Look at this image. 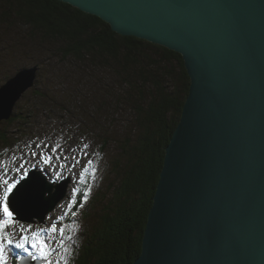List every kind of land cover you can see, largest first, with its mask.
Here are the masks:
<instances>
[{
    "label": "water",
    "instance_id": "obj_1",
    "mask_svg": "<svg viewBox=\"0 0 264 264\" xmlns=\"http://www.w3.org/2000/svg\"><path fill=\"white\" fill-rule=\"evenodd\" d=\"M57 1L178 53L190 80L132 264H264V0ZM36 78L0 85V122ZM21 184L14 221L42 223L66 194L37 169Z\"/></svg>",
    "mask_w": 264,
    "mask_h": 264
},
{
    "label": "trees",
    "instance_id": "obj_2",
    "mask_svg": "<svg viewBox=\"0 0 264 264\" xmlns=\"http://www.w3.org/2000/svg\"><path fill=\"white\" fill-rule=\"evenodd\" d=\"M15 17L23 18L21 20L25 25L33 24V30L28 33L36 43L49 39L60 46L53 50V57L60 55L67 60L71 59L75 65V59L88 60L91 63L89 66L107 69L108 75H114L111 79L123 81L129 86L124 91V96L116 97L113 103L108 102L104 94L102 97L95 94L91 95L93 97H85L81 103L82 108L78 105L72 107L79 103L76 98L72 102L60 99L61 88L56 85L53 90H49L53 94L34 91L42 102L27 116H20L18 119L27 120L30 117L33 122L37 120L41 123L42 111H45V117L49 119L52 111L44 110V98L48 102L55 99L57 102L53 101V109H60L66 114L76 108L86 111L92 107L95 113H109L111 119H116L118 111L115 102L119 101V106H129L132 116L124 127H128L131 122L137 124L131 132L136 139L113 140L112 144L116 148L120 147L122 156L124 153L127 160L125 164L121 158L114 162L119 184H113L111 188L108 200L111 208L107 206L108 211L102 216L98 229L88 233L83 251L80 253L79 249H75L74 255L77 257L75 264H132L140 255L141 241L163 166L165 149L179 123L189 92L190 80L183 59L178 53L146 40L121 36L99 18L57 0H8V6H2L0 11V25L5 24L10 28L14 25ZM2 41L8 42V53L24 51L23 42L9 41L1 33L0 43ZM27 54L24 56L27 57ZM49 60L51 57L41 63H48ZM40 65L42 64L39 63ZM175 67L178 72L174 76ZM58 77L64 78L63 75ZM57 82L60 85L66 83ZM79 82L83 84L80 80ZM146 86L149 87V98L143 90ZM14 122L15 117L6 123ZM18 132L24 135L25 140L37 136L35 132ZM11 137L0 126V148L12 147L10 145L14 142ZM108 140L105 138L100 145L93 146L90 155H102Z\"/></svg>",
    "mask_w": 264,
    "mask_h": 264
},
{
    "label": "rangeland",
    "instance_id": "obj_3",
    "mask_svg": "<svg viewBox=\"0 0 264 264\" xmlns=\"http://www.w3.org/2000/svg\"><path fill=\"white\" fill-rule=\"evenodd\" d=\"M2 6L7 7L8 0H0V11ZM21 19L15 17L13 19L14 25L10 28L5 24L0 25V34L2 33L7 40L23 42L25 46L24 51L8 53V42L2 41L0 43V85L21 68L35 67L38 76L35 80L36 86L34 84V87L16 102L13 110L15 122L7 124L5 121L2 125L0 124L6 129L8 135L12 136L11 139L14 142L13 145H10L12 147L0 148V194L6 187L3 184L4 179L9 182L15 180L18 184L21 179L28 175L27 172L30 169L42 171L47 177V183L52 185L58 186L65 181L67 190L64 198L45 215L42 223L15 221L12 226L8 227L7 231L14 241L21 239L25 234L31 236V232L39 231L40 240L44 241L52 250L49 255L51 264H57V261L59 264H75L77 259L74 255L75 249H79L80 253L83 251L88 233L98 229L103 220L102 216L108 211L107 206L109 205L111 208L108 202L111 197V188L119 184L115 174L114 162L121 158L125 164L127 160L124 153L122 156L120 147L116 148L117 146L112 144L113 140L131 139V141H135V134L131 132L137 126L131 122L128 127H124L126 121L129 122L132 116V110L130 112L129 106L123 104L119 106V101L115 102L118 107L116 119H111L109 113H95L92 107L86 111H80L83 105L81 103L83 98L93 94L98 97H102L104 94L108 102L113 103L116 97L124 96V91L128 90L127 87L129 86L125 85L123 81L111 79L110 77L114 75L113 73L108 75L107 69H96L88 66L91 64L88 60L75 59V65L71 59L65 60L60 55L53 57V50L60 46L49 39H43L40 41L41 44L40 42L36 43L28 33L33 30V24L27 23L25 25ZM24 52L25 54L28 53L27 57H24ZM49 57L51 60L48 63H41ZM39 63L42 65L39 66ZM177 72L178 69L175 67L174 76ZM60 75H63L64 78H59ZM99 78L101 79L98 80ZM79 80L83 83L82 85ZM57 81H66V83L60 85ZM55 85L57 88H61L60 99L72 102L76 98L79 103L72 105V107L78 105L81 108H76L75 111L70 110L66 114L60 109H53L55 99L48 102L44 98V110L52 111L49 119H46L45 111L41 112V123L37 120L33 122L30 117L27 120L18 119L20 116H27L42 102L34 91L39 90L44 94H53L49 90H53ZM143 90L149 98V87L146 86ZM63 91L66 93L64 94ZM154 93L155 91H153ZM19 130L24 133L27 131L35 132L37 136L25 140L24 135L18 132ZM105 138L109 140L104 153L102 155L95 154V157L91 156L93 146L100 145ZM45 157L49 158L47 164L44 162ZM89 161H91L90 164ZM85 168L88 170L85 172L84 181L81 182L80 174ZM74 189H78V191L74 192ZM57 192L54 186L53 195H51L44 209ZM45 196L48 198L49 195L46 193ZM0 218H2V213H0ZM53 224L57 226V229L61 227L65 229L63 244L69 249L67 253L64 252V247L59 245V241L62 239L59 232L50 231ZM29 225H31L30 230L28 229ZM21 229L24 231L22 232ZM26 246L33 255L30 256L28 252L15 248L13 245L7 253L8 264H14L16 260L20 259L21 261L28 256L31 257V261L45 260L38 257L31 244ZM64 256H67V262L62 259ZM42 264H47V261L45 260Z\"/></svg>",
    "mask_w": 264,
    "mask_h": 264
},
{
    "label": "snow or ice",
    "instance_id": "obj_4",
    "mask_svg": "<svg viewBox=\"0 0 264 264\" xmlns=\"http://www.w3.org/2000/svg\"><path fill=\"white\" fill-rule=\"evenodd\" d=\"M33 155H36L33 153ZM44 162L47 164L49 163V158L45 157ZM91 161H89V164ZM87 168L84 169V171L80 174V180L81 182L84 181L85 172H87ZM3 184L6 185L4 187L2 194H0V213H2V218H0V264H8V251L11 250V247L14 245L15 248L23 249L25 252H28L30 256L33 255L32 252H29V249L26 245L31 244V247L35 250V253L38 254L39 258H43L47 261V264H51V261L49 260V255L51 253V249L48 247V245L40 240L39 231L31 232V236L25 234L22 236L21 239L14 241L10 235L8 234V227L12 226L15 221L13 218V211H10L9 205L15 204L18 199L22 198L23 196V189L24 185L21 184L19 188H17V182L13 180L12 182H9L7 179L3 180ZM15 189V191H13ZM74 192H77L78 189H74ZM11 197V198H10ZM28 229H31V225L28 226ZM23 232L24 229H21ZM52 232H59L60 237L62 238L59 241V245L61 247H64L63 244V238L65 237V229L63 227L57 229V226L55 224L52 225V228L50 229ZM68 239H71V237H68ZM69 249L67 247H64V252L67 253ZM34 258H37L34 256ZM67 262V256L62 257ZM57 264H59V261H57Z\"/></svg>",
    "mask_w": 264,
    "mask_h": 264
},
{
    "label": "bare ground",
    "instance_id": "obj_5",
    "mask_svg": "<svg viewBox=\"0 0 264 264\" xmlns=\"http://www.w3.org/2000/svg\"><path fill=\"white\" fill-rule=\"evenodd\" d=\"M29 22H30V21H29ZM100 22H101V21H100ZM23 29H24V28H23ZM18 32H19V31H18ZM23 34H24V33H23ZM34 35H35V34H34ZM62 38H63V37H62ZM132 38H133V37H132ZM39 39H40V38H39ZM24 40H25V39H24ZM27 42H28V41H27ZM33 43H34V42H33ZM49 43H50V42H49ZM109 43H110V42H109ZM45 45H46V44H45ZM60 45H61V44H60ZM132 45H133V44H132ZM114 46H115V45H114ZM119 46H120V45H119ZM126 46H127V44H126ZM59 50H60V49H59ZM126 54H127V53H126ZM53 55H54V54H53ZM102 56H103V55H102ZM11 57H13V56H11ZM24 57H25V56H24ZM89 57H90V56H89ZM65 60H66V59H65ZM124 61H125V60H124ZM61 64H62V63H61ZM61 64H60V65H61ZM88 66H89V65H88ZM28 68H29V67H28ZM69 70H70V69H69ZM39 71H40V70H39ZM37 76H38V75H37ZM177 81H178V80H177ZM175 87H176V86H175ZM128 100H129V99H128ZM12 118H13V117H12ZM8 121H9V120H6V122H8ZM4 122H5V121H2V122H0V124L2 125V123H4ZM6 122H5V123H6ZM16 129H17V128H16ZM50 135H51V134H50ZM31 170H32V169H30L27 173L29 174V172H30ZM37 170H38V169H37ZM41 172H42V171H41ZM42 174H43V173H42ZM43 175H44V174H43ZM44 176H45V175H44ZM25 177H26V176H25ZM25 177H24V178H25ZM45 177H46V176H45ZM24 178H23V179H24ZM23 179H21V180H23ZM46 179H47V177H46ZM21 180H20V181H21ZM66 190H67V189H66ZM147 218H148V217H147ZM44 261H45V260H43L42 263H44ZM36 262H38V260H36V261L33 260V263H36ZM16 263H17V264H20V259H19V260H16V262H15L14 264H16ZM42 263H39V264H42Z\"/></svg>",
    "mask_w": 264,
    "mask_h": 264
}]
</instances>
